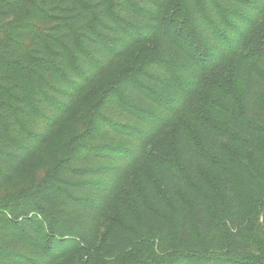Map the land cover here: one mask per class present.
<instances>
[{"label": "trees", "instance_id": "16d2710c", "mask_svg": "<svg viewBox=\"0 0 264 264\" xmlns=\"http://www.w3.org/2000/svg\"><path fill=\"white\" fill-rule=\"evenodd\" d=\"M0 264H264V0H0Z\"/></svg>", "mask_w": 264, "mask_h": 264}]
</instances>
